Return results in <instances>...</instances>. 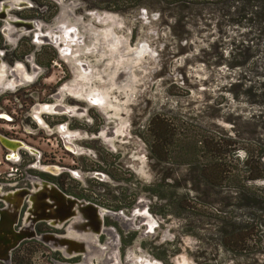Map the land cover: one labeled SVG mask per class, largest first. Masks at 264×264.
<instances>
[{"label": "rangeland", "instance_id": "rangeland-1", "mask_svg": "<svg viewBox=\"0 0 264 264\" xmlns=\"http://www.w3.org/2000/svg\"><path fill=\"white\" fill-rule=\"evenodd\" d=\"M119 1H112L116 11L98 8L91 15L81 12L78 25L83 41L74 44L69 58L74 65L75 58L81 57L90 70H74L76 75L68 83L80 97L88 93L102 97L103 104L93 108L102 123V138L93 144L82 140L91 137L82 132V139L74 141L76 153L84 151L79 157L93 165L100 160L98 149L111 145L113 152L102 151L109 157L120 152L113 160L116 173L139 183L141 191L161 178L172 179L174 186L159 184L160 195L169 198L170 209L176 206L180 217V226L171 223L175 237L167 244L177 251L169 264H264V176L244 182L247 199L252 197L250 191L262 196L257 203L253 201V207L239 204L232 197L235 192L220 185V192L209 200L203 194L202 182L197 183L198 174L184 163L188 158L179 156L180 143H185L183 152L194 150L195 145L198 155L193 164L199 161L200 167L201 163L217 161L225 171V184L239 186V179L247 175L242 172L244 167L264 175V98L258 95L264 92L263 24L231 23L217 18L208 8L196 15L198 8L192 3L182 9L180 17L171 0ZM62 11L61 19L78 22L80 13ZM240 60L242 64L234 65ZM155 114L167 122V132L177 139L173 169L151 161L143 138L135 136L140 132L145 135L143 127L148 128ZM38 141L45 149L53 147ZM214 143L219 154L207 151ZM233 149L235 154L230 152ZM249 153L252 159L246 161ZM220 218L225 222L231 219L237 231L246 224L254 226L258 234L249 241L247 250L228 248L230 240ZM165 237L172 238L171 232L167 230ZM24 255L28 264L47 263L42 262L39 252Z\"/></svg>", "mask_w": 264, "mask_h": 264}, {"label": "flooded vegetation", "instance_id": "flooded-vegetation-1", "mask_svg": "<svg viewBox=\"0 0 264 264\" xmlns=\"http://www.w3.org/2000/svg\"><path fill=\"white\" fill-rule=\"evenodd\" d=\"M112 1L120 2L0 0V221L9 226L0 229V255L9 249V259L0 258V264H28L24 253L35 251L45 264H169L177 251L168 246L175 237L173 223L180 226L177 207L170 209L169 198L159 193V184L174 186L172 179L161 178L141 191L139 183L116 173L113 160L120 152L109 157L102 151L113 152L111 145L97 146L100 160L93 165L79 157L84 151L76 153L75 142L80 139L95 144L102 138V123L93 108L103 104V99L90 93L80 97L78 90L70 87L68 79L76 75L74 70L89 72L90 68L81 57L71 65L69 56L74 44L83 41L78 25L81 12L91 15L98 8L118 10ZM64 9L80 13L76 24L60 18ZM154 122L157 131L150 136L155 140L146 137ZM167 125L155 114L148 128L143 127L145 135L140 132L135 136L143 138L151 161L173 169L178 145ZM82 132L91 137L81 138ZM38 140L53 147L45 149ZM182 153L180 158L187 157L184 163L192 166L188 169L198 174L205 198L220 192L221 186L235 192L232 197L239 204L253 207L257 203L258 199L239 196L236 187L223 183L224 169L217 161L205 164L210 166L205 170L193 167L195 160L190 162L189 152ZM252 173L256 177L250 181L264 176L255 170ZM225 216L231 217L230 213ZM219 222L231 251L247 250L258 234L252 224L237 231L231 219L225 222L220 218ZM167 230L170 239L165 237Z\"/></svg>", "mask_w": 264, "mask_h": 264}, {"label": "trees", "instance_id": "trees-1", "mask_svg": "<svg viewBox=\"0 0 264 264\" xmlns=\"http://www.w3.org/2000/svg\"><path fill=\"white\" fill-rule=\"evenodd\" d=\"M170 2L173 4L174 8L178 9L180 17H181L182 9L186 10L188 7V3H192L196 8H198L197 9L198 12H196L197 13L196 15L201 13L204 8H208L211 12H212V10L215 11V13H216L215 16H217V18L227 20L228 22H231V23L234 21L235 24H239L243 21H246V22L250 21L252 23L263 24V32H260V37H262V40L264 41V0H171ZM212 18H214V17H212ZM263 44H264V42H263ZM240 64H242L241 60L239 61V64L234 63V65H240ZM231 65H233V64H231ZM258 95L260 97L264 98V92L260 93ZM150 126H151V124H150ZM155 129L156 128H155V122H154L152 125V129L148 132H150V134H155V132L157 131ZM151 138L153 140L156 139V137L153 135ZM197 142H199V141H197ZM196 145H197V143H196ZM182 146H184V149H185V145L180 144L179 145L180 152H183L181 149ZM200 146H202V143L200 144ZM193 148H194V152L188 153V157H189L190 162H193L194 159H192V158H194L198 155V149L195 147V145ZM204 148L205 147H203V149ZM203 149L201 148L200 151H204ZM207 149H208L207 151H209L210 154H212V153L217 154L218 149L216 148V146L212 145L210 148H207ZM230 152L232 154H235L236 151H235V149H233ZM184 154H187V153H184ZM211 157H212V155H211ZM250 157H251V154L250 153L247 154V159H249ZM191 160H193V161H191ZM196 162H197V160H196ZM214 163L216 164V162H214ZM205 164L206 163H201L200 167L205 169V167H206ZM215 166H218V165H215ZM194 167H199V161L194 165ZM253 171L250 168L247 169L246 167H244L242 172H244V174H247V175H244L245 179H242V180L239 179V186L235 185V184H228V185L236 187L239 191V196L241 195V193L243 196L246 195L245 192H247V187H246V185H244V182H245V180L252 179V178L256 177V175H253V173H252ZM223 172H225V171H223ZM240 181H243V183L240 184ZM250 192H253V191H250ZM252 197H254L255 199H258L262 196L255 191V192H253Z\"/></svg>", "mask_w": 264, "mask_h": 264}, {"label": "water", "instance_id": "water-1", "mask_svg": "<svg viewBox=\"0 0 264 264\" xmlns=\"http://www.w3.org/2000/svg\"><path fill=\"white\" fill-rule=\"evenodd\" d=\"M5 144V143H4ZM8 147V145H6ZM9 214L4 215V219L8 216ZM5 226H8L7 222L5 221V223L3 222V220L0 221V229L4 228ZM9 228V226H8ZM43 239V237L41 238ZM9 249L6 248V250L3 252V256L0 255V258L6 262V260L9 259V253H8ZM8 256V257H7ZM56 264H60V263H56Z\"/></svg>", "mask_w": 264, "mask_h": 264}, {"label": "bare ground", "instance_id": "bare-ground-1", "mask_svg": "<svg viewBox=\"0 0 264 264\" xmlns=\"http://www.w3.org/2000/svg\"><path fill=\"white\" fill-rule=\"evenodd\" d=\"M21 239V238H20Z\"/></svg>", "mask_w": 264, "mask_h": 264}]
</instances>
